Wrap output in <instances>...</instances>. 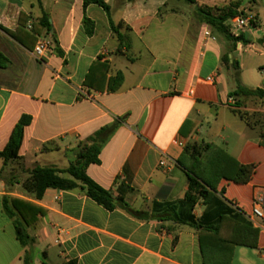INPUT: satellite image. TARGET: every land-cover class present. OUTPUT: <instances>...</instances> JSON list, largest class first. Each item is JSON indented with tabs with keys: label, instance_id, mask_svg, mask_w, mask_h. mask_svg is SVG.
Segmentation results:
<instances>
[{
	"label": "crops",
	"instance_id": "0c3cea01",
	"mask_svg": "<svg viewBox=\"0 0 264 264\" xmlns=\"http://www.w3.org/2000/svg\"><path fill=\"white\" fill-rule=\"evenodd\" d=\"M106 4L115 26L121 25V41L98 5L85 8L83 0H0V55L9 61L0 67V153L20 119L31 118L18 160L4 166L0 159V264H25L26 254L33 264H203L198 231L132 213L151 215L155 204L185 198L189 181L178 162L193 143L215 144L240 165L255 166L247 184H219L216 196L223 211L232 209L252 224L254 200L264 195V0ZM234 4L250 5L257 16L258 28L245 33L247 42L227 39L200 22L195 12L201 7L219 15ZM28 25H33V33L26 30ZM206 28L212 38L202 51ZM88 30H93L91 36ZM38 37L53 45L43 60L33 55ZM92 68V85H86ZM118 73L123 83L111 91ZM208 77L214 82H207ZM237 77L263 96H232ZM84 93L92 99H85ZM115 123L118 128L103 146L100 163L90 165L87 174L129 210L109 211L81 186L48 189L40 200L25 190L34 168L67 169L82 141ZM164 156L167 164L161 167ZM4 198L45 211L28 228L36 241L33 246H21L14 220L4 212ZM205 209L200 201L195 217L201 218ZM258 222L260 228L252 224L259 230L258 248L236 246L231 264H264V219ZM233 230L234 223L225 222L222 234L229 236ZM59 232L64 235L61 244Z\"/></svg>",
	"mask_w": 264,
	"mask_h": 264
},
{
	"label": "trees",
	"instance_id": "16d2710c",
	"mask_svg": "<svg viewBox=\"0 0 264 264\" xmlns=\"http://www.w3.org/2000/svg\"><path fill=\"white\" fill-rule=\"evenodd\" d=\"M37 1L39 3L41 2V0ZM83 1L85 8L90 5H98L107 12L111 29L121 41L122 36L119 32L121 25L115 26L112 21L110 8L106 4V0ZM185 1L190 5H196V0ZM240 9L239 4H234L223 10L219 15H215L211 9L201 7H198L195 12L200 22L215 29L227 39L233 40L234 42H238L239 40L247 42L245 35L240 39L234 38L228 27L229 20L237 16ZM42 22L43 26L49 30L50 24L47 18H44ZM88 24H90V20L86 18L85 25ZM87 33L91 36L93 30H88ZM8 64V59L0 55V67L4 68ZM234 66L236 67V65ZM95 67L97 65L94 66V69ZM92 71L93 68L87 77L86 85H92L90 82ZM236 82L237 89L232 96H263V92L259 89L252 91L244 87L238 77L236 78ZM122 83L123 75L118 73L111 80L109 89L116 91ZM241 117L250 125L247 115H242ZM30 122L31 118L24 116L14 128L6 148L0 153V159H3L4 166L18 160L24 131ZM117 128L118 123L104 127L94 136L82 141L79 144L75 162L65 170H60L55 167L34 168L30 171V178L24 184L25 190L33 193L36 199L40 200L48 189L70 191L81 186L86 190L88 197L107 210L113 211L118 207L129 210L122 199H115L109 191L99 186L87 174V169L90 165L100 163L102 148ZM262 144L264 145L263 140ZM178 164L185 170L189 181V191L185 198L174 203L155 204L154 211L151 215L136 211H132V213L139 219L170 221L198 231L203 264H231L233 251L236 246L257 249L259 230L254 228L241 215L234 214L232 209L227 208L223 211L222 206L224 204L216 196L218 186L223 180L240 184L250 182L255 171V166L240 165L235 158L230 156L221 147L215 144L205 143L188 145L179 159ZM200 201H202L206 209L203 216L197 219L194 215V210ZM3 207L6 215L14 220L16 236L21 246L24 248L33 246L36 241L28 233V228L35 224L38 216L44 215L45 211L32 203L9 198H4ZM212 218L216 219V223H209V220ZM229 221L234 223V230L229 236H224L222 234V227L225 222ZM24 263L33 264V259L29 254H26ZM65 264H76V262L71 261Z\"/></svg>",
	"mask_w": 264,
	"mask_h": 264
},
{
	"label": "built area",
	"instance_id": "2783aa9c",
	"mask_svg": "<svg viewBox=\"0 0 264 264\" xmlns=\"http://www.w3.org/2000/svg\"><path fill=\"white\" fill-rule=\"evenodd\" d=\"M1 24V20H0ZM229 31L232 36L236 39H240L247 31L255 30L258 28V19L256 14L252 11L250 5L243 6L239 14L233 18H231L228 22ZM26 30L30 33L34 32L33 25H28ZM212 38V32L209 28H206L202 34V38L200 41V46L202 51L207 49ZM240 42V40H239ZM53 45L52 42L44 37H38L36 46L33 51V55L37 60H43L46 56H48L52 51ZM207 82L213 83L214 78L208 77L206 79ZM85 99H92V96L84 93ZM233 102V101H232ZM183 146V144H181ZM167 164V158L164 156L160 161V166L165 167ZM252 224L256 226V228H260L259 220L264 219V195L258 194L254 200L253 209L251 211V215L249 217ZM63 233H58L57 243L61 244L63 239Z\"/></svg>",
	"mask_w": 264,
	"mask_h": 264
}]
</instances>
